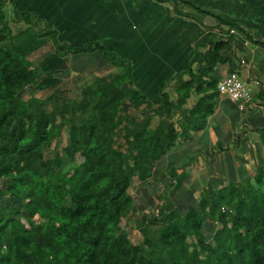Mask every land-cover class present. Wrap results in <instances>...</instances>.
<instances>
[{"label":"trees","instance_id":"obj_1","mask_svg":"<svg viewBox=\"0 0 264 264\" xmlns=\"http://www.w3.org/2000/svg\"><path fill=\"white\" fill-rule=\"evenodd\" d=\"M179 2L197 15L212 11L218 32L195 44L155 103L134 86L127 60L97 41L63 46L57 28L38 13L0 0V194L21 204L0 211V264H264V164L215 187L208 199L200 196L184 213L162 201L161 216L152 210L142 223L140 242L123 225L138 216L129 191L134 180L161 183L169 175L175 186L182 167L163 166L158 178L150 172L213 115L219 92L212 72L227 59L223 51L237 47L229 30L252 37L228 17ZM47 41L58 57L96 50L116 71L80 79L73 96L54 95L60 81L45 69L50 54L35 58ZM63 131L66 144L52 146ZM14 212L24 213L28 227ZM207 223L217 224L210 237Z\"/></svg>","mask_w":264,"mask_h":264},{"label":"crops","instance_id":"obj_2","mask_svg":"<svg viewBox=\"0 0 264 264\" xmlns=\"http://www.w3.org/2000/svg\"><path fill=\"white\" fill-rule=\"evenodd\" d=\"M190 1L238 22L252 36L246 38L244 32L231 28L229 32L236 36L237 47L233 52L223 51L227 59L212 72L218 81L231 71L236 72L250 87L251 100L240 109L238 102L218 93L213 115L200 130L179 138L157 161L152 176L155 169L165 166L164 158L174 161L176 158L178 162L171 166L182 167L176 181H183L181 174H190L187 181L208 177L212 175L210 169L220 165L218 177L214 178L218 179L214 183L217 187L228 177L239 180L249 172L254 174L264 164V0ZM14 3L19 9L38 13L48 25L56 27L63 46L77 47L97 41L114 56L127 60L132 67L134 86L155 103L160 100L158 92L165 80L186 68L195 44L206 41L208 32H218L212 11L197 15L183 8L179 0H14ZM92 53L94 59L89 65L96 75L116 71L98 51ZM49 54L46 70L55 74L70 71L69 54L65 57L55 56L53 51ZM217 140L225 147L222 151L216 148ZM184 150L191 154V161L184 159ZM225 169L228 174L222 177ZM151 182V178L147 179V183Z\"/></svg>","mask_w":264,"mask_h":264},{"label":"rangeland","instance_id":"obj_3","mask_svg":"<svg viewBox=\"0 0 264 264\" xmlns=\"http://www.w3.org/2000/svg\"><path fill=\"white\" fill-rule=\"evenodd\" d=\"M54 51V47L52 45V41H47L45 45L42 46L41 52L38 51V54H35L34 57L36 59H42L43 57L49 55L50 52ZM92 51L85 50L80 52H69V72H56L54 73L55 79H58L60 81L59 87L57 88V91L54 92V95H75L77 92L76 86L78 81L80 79L85 77V83L86 78L91 75H94V70L91 69L90 62L94 59L92 58ZM32 57V59L35 61V58ZM106 62V60L104 59ZM107 66V65H106ZM75 67V69H73ZM78 69V70H77ZM82 70V71H80ZM72 73H78V76L71 75ZM100 73V71H99ZM102 74L101 76H103ZM75 77H78L75 79ZM240 77V76H239ZM57 80V81H58ZM242 80V79H241ZM243 81V80H242ZM244 82V81H243ZM84 83V84H85ZM50 86L49 84H47ZM54 85V84H53ZM52 85L50 86V88ZM252 88V87H251ZM249 91H251L250 87L248 88ZM50 90L45 91H39L37 92V96H44L48 94ZM28 93L27 90L22 91L18 94L17 100L19 102L23 101L25 98H27ZM241 128V127H240ZM67 135L66 132L63 131L61 136L53 142L52 146L57 145L59 148H61L63 145L66 144ZM169 151V150H168ZM183 157L186 161H191V154L187 151H183ZM78 160L80 159V154L76 157ZM178 160L175 158V161L172 158L165 159L164 158V164L166 169L173 165L174 163H177ZM221 166L215 167L214 169H210L212 172V175L208 177L201 176V179H194L188 180V177H190V174L187 175H180V177H183V181L175 180V186L169 187L172 179L169 175H166V177L162 180V183H156L154 180H152L151 183H147V180L145 181H138L134 180L131 187L129 188V191L134 195L135 199V214L138 215L134 218V221L132 224H129V222L125 221L123 222L124 227L128 230L129 237L133 242H140L141 241V235L139 232L140 227L142 226V223L146 221L147 219H150L149 213L154 210L155 214L160 215L163 213V208L161 206V202L165 203V207H172L176 206L181 213H184L188 207L196 206L198 203V200L200 196L205 197L208 199L212 191L215 188L214 183L218 182V179H215V176L218 177V170ZM159 168V167H158ZM160 169V168H159ZM190 172V171H188ZM226 169L223 172L222 177L227 176ZM150 175H153L152 172H150ZM204 175V174H203ZM160 176L159 170L155 169L154 171V177L158 178ZM193 175H191L192 177ZM194 177V176H193ZM229 179L225 180V184L229 181H234L233 178L228 177ZM138 181V182H137ZM185 181V182H184ZM187 181V182H186ZM203 187V188H202ZM163 190H167L166 193H164ZM7 206H11L14 209L21 208L20 202L17 200H14L12 198L4 197L0 194V211L4 210ZM153 212V211H152ZM15 217L19 218V224L24 225L25 227H28V223L22 218L24 217V213H15ZM23 215V216H22ZM163 216V215H162ZM38 221L37 217H34L32 219V222L35 223ZM51 225H56L55 221L50 222ZM216 223H207L203 227V231L205 232L207 237H210L212 235V232L216 229Z\"/></svg>","mask_w":264,"mask_h":264},{"label":"built area","instance_id":"obj_4","mask_svg":"<svg viewBox=\"0 0 264 264\" xmlns=\"http://www.w3.org/2000/svg\"><path fill=\"white\" fill-rule=\"evenodd\" d=\"M217 87L220 94L238 102L240 109H243L245 104L251 100L250 91L246 83L241 80L236 72H230L219 80Z\"/></svg>","mask_w":264,"mask_h":264}]
</instances>
